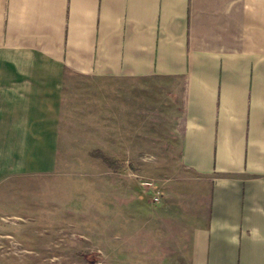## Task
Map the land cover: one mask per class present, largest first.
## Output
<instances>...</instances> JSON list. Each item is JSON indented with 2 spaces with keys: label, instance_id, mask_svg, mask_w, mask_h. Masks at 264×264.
Returning <instances> with one entry per match:
<instances>
[{
  "label": "crops",
  "instance_id": "obj_1",
  "mask_svg": "<svg viewBox=\"0 0 264 264\" xmlns=\"http://www.w3.org/2000/svg\"><path fill=\"white\" fill-rule=\"evenodd\" d=\"M81 151L105 253L264 264V0H0V184Z\"/></svg>",
  "mask_w": 264,
  "mask_h": 264
},
{
  "label": "rangeland",
  "instance_id": "obj_2",
  "mask_svg": "<svg viewBox=\"0 0 264 264\" xmlns=\"http://www.w3.org/2000/svg\"><path fill=\"white\" fill-rule=\"evenodd\" d=\"M91 150L102 158L101 150ZM152 160L145 158L150 162L139 176L151 202L164 195L158 192L161 179ZM91 166L81 151L63 157L58 173L19 175L0 184V264H127L131 255L104 252L103 220L109 206L103 203V175L90 173ZM130 209L133 215L135 209ZM134 226L128 223L126 229Z\"/></svg>",
  "mask_w": 264,
  "mask_h": 264
}]
</instances>
